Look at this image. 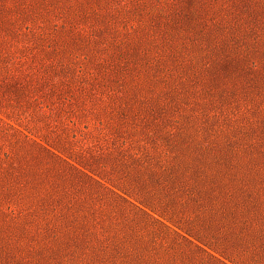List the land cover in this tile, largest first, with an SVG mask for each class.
<instances>
[{
  "label": "rangeland",
  "instance_id": "374dc122",
  "mask_svg": "<svg viewBox=\"0 0 264 264\" xmlns=\"http://www.w3.org/2000/svg\"><path fill=\"white\" fill-rule=\"evenodd\" d=\"M165 209L264 222V0H0V264L185 262Z\"/></svg>",
  "mask_w": 264,
  "mask_h": 264
},
{
  "label": "trees",
  "instance_id": "16d2710c",
  "mask_svg": "<svg viewBox=\"0 0 264 264\" xmlns=\"http://www.w3.org/2000/svg\"><path fill=\"white\" fill-rule=\"evenodd\" d=\"M142 208L144 209V206ZM158 213L153 212L151 217L156 231L164 233L166 237L173 235L180 240V242L174 241L180 253V260H185L179 264H264V222L262 220L258 223L259 229L252 232L253 240L250 246L245 249L238 246L241 249L238 251L236 247L220 244L219 240L214 242L202 238L193 227L182 223L181 219L170 210H159ZM195 253L198 254L196 255L197 263L190 261L195 257L193 255Z\"/></svg>",
  "mask_w": 264,
  "mask_h": 264
}]
</instances>
